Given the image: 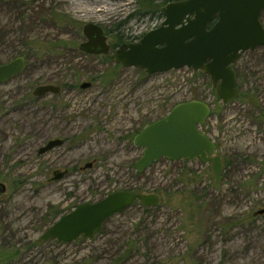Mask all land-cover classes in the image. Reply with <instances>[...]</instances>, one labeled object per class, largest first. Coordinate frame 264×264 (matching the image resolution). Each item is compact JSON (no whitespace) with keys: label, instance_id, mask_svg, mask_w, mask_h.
<instances>
[{"label":"rangeland","instance_id":"obj_1","mask_svg":"<svg viewBox=\"0 0 264 264\" xmlns=\"http://www.w3.org/2000/svg\"><path fill=\"white\" fill-rule=\"evenodd\" d=\"M25 1L0 4L3 63L14 52L28 54L33 44L69 46L31 52L23 72L0 85V183L7 187L0 196V252H18L7 263L0 257V264H264V214L254 216L264 209V47L242 53L235 65L238 97L223 103L200 72L148 76L116 67L111 56L118 48L106 56L80 50L88 23L137 41L159 27L164 15H142L144 0ZM153 1L159 10L166 5ZM30 18L35 23L24 25ZM261 20L264 25V12ZM84 82L91 87L81 89ZM48 84L60 85L61 93L32 95ZM194 100L211 108L202 132L217 145L221 181L200 160L162 158L137 175L143 149L134 145L135 136ZM56 138L65 144L39 155ZM87 163L93 166L80 172ZM65 169L67 177L49 181ZM127 189L157 194L160 202H135L92 239H42L78 205Z\"/></svg>","mask_w":264,"mask_h":264},{"label":"water","instance_id":"obj_2","mask_svg":"<svg viewBox=\"0 0 264 264\" xmlns=\"http://www.w3.org/2000/svg\"><path fill=\"white\" fill-rule=\"evenodd\" d=\"M8 1V0H0ZM165 19L161 25L146 33L139 41L121 45L113 54L114 62L123 68L134 67L148 76L171 70L191 69L208 75L212 87L223 103L238 97L235 65L242 53L264 47V25L261 15L264 0H178L161 9ZM85 41L80 50L87 55L106 56L111 45L100 25L88 23L83 28ZM25 59L18 57L0 64V85L20 75ZM91 87L90 82L81 89ZM59 85H40L33 95L41 98L58 95ZM208 104L194 100L176 105L165 117L148 124L134 138V145L143 149L135 169L143 173L154 163L165 158L170 162L200 160L211 164L217 183L223 174L222 158L215 155L217 145L199 129L210 117ZM62 139H53L38 153L44 155L61 147ZM87 163L84 169H90ZM68 171H55L52 181L61 180ZM7 191L0 183V196ZM140 201L144 206L159 204L156 194L128 191L111 193L105 198L78 205L69 214L61 216L44 234L43 240L70 244L80 237L92 239L111 217ZM264 209L254 213L263 215Z\"/></svg>","mask_w":264,"mask_h":264},{"label":"trees","instance_id":"obj_3","mask_svg":"<svg viewBox=\"0 0 264 264\" xmlns=\"http://www.w3.org/2000/svg\"><path fill=\"white\" fill-rule=\"evenodd\" d=\"M16 1L29 2V1H25V0H8V1H0V4L11 5V4L15 3ZM144 2H146V3H142V9L140 10L142 12V15L162 14V11L159 10V6L156 5L153 0H144ZM168 2H170V0H166L165 1L166 4H168ZM16 3H18V2H16ZM261 17H262V15H261ZM60 18H58L57 15H55V19L56 20H58L59 22L60 21H64V20H62ZM261 22H262V20H261ZM27 23H28V26H29L30 24L33 25L35 23V21H33V18H30L29 20H27V22L24 21V25H26ZM262 24H263V22H262ZM2 28H3V26H2ZM107 33H108L107 35H110L113 38V42L111 44V46H112L111 51L112 50L114 51L116 48H119L123 44L131 43V42H134V41H137L138 40V38H133L132 39L130 37H126V36H124V34L118 32L117 30L107 31ZM130 39H132V40H130ZM68 46H69V44H66V42H61V43H56V44H50V45H47V44H44V43H39V44H37V47L35 46V44H33V45H31V46L28 47V54L30 55L31 52H35L36 54L38 53V54L45 55V54H48L50 52H54L56 49H62V48H65L66 49V48H68ZM75 48H77V46ZM28 54L27 53L14 52V53H12L10 55V57H9L8 60L9 61H12V60H14V59H16L18 57H23L25 59V63H27L29 61V55ZM111 58L114 60V58L112 56H111ZM2 63H3V61L0 59V64H2ZM116 67H120V65H116ZM234 69H235V67H234ZM235 72H236V76H237V79H238L239 73L237 72L236 69H235ZM200 74L202 75L203 73L200 72ZM211 88H212V84H211ZM32 95H33V93H32ZM29 98H32L31 94L29 95ZM181 162L188 163L189 161H181ZM226 162H227L226 159H224V164ZM176 163L177 162H175V164ZM136 174L139 175V173H136ZM126 191L143 194V192H141V190H138V189H127ZM157 193L158 194H161V193H163V191L159 190ZM42 239H43V237H42ZM15 255L16 256L18 255L17 250H16V252L15 251L14 252H12V251L0 252L1 263H5V262L7 263Z\"/></svg>","mask_w":264,"mask_h":264},{"label":"flooded vegetation","instance_id":"obj_4","mask_svg":"<svg viewBox=\"0 0 264 264\" xmlns=\"http://www.w3.org/2000/svg\"><path fill=\"white\" fill-rule=\"evenodd\" d=\"M139 40H140V39H139ZM131 43H134V42H131ZM237 80H238V79H237ZM237 86H238V84H237ZM237 88H238V87H237ZM213 89H214V88H213ZM215 90H216V89H215ZM216 92H217V91H216ZM60 93H61V92H60ZM60 93H59V94H60ZM59 94H58V95H59ZM238 94H239V93H238ZM50 95H53V94H50ZM37 98H38V97H37ZM56 139H60V138H56ZM52 140H53V139H52ZM62 140H64V139H62ZM133 142H134V141H133ZM64 144H65V140H64ZM64 144H63V145H64ZM63 145H62V146H63ZM62 146H61V147H62ZM58 148H59V147H58ZM55 149H56V148H55ZM53 150H54V149H53ZM51 151H52V150H51ZM48 153H49V152H48ZM85 165H86V164H85ZM85 165H84V166H85ZM84 166H83L82 168L79 169L80 172L87 170V169H84ZM66 170L68 171V173H67V175H66L65 177H67L68 174H69V169H65L64 171H66ZM57 171H60V170H57ZM54 172H55V171H54ZM54 172H53V173H54ZM52 177H53V176H52ZM52 177H51V178H52ZM65 177H64V178H65ZM51 178H50L49 181H50V182H55V181H52ZM64 178H62V179H64ZM62 179H61V180H62ZM57 181H59V180H57ZM125 191H126V190H125ZM128 192H130V191H128ZM134 193H135V192H134Z\"/></svg>","mask_w":264,"mask_h":264},{"label":"built area","instance_id":"obj_5","mask_svg":"<svg viewBox=\"0 0 264 264\" xmlns=\"http://www.w3.org/2000/svg\"><path fill=\"white\" fill-rule=\"evenodd\" d=\"M202 127H203V125H200V126H199V129H200L201 131H202Z\"/></svg>","mask_w":264,"mask_h":264}]
</instances>
